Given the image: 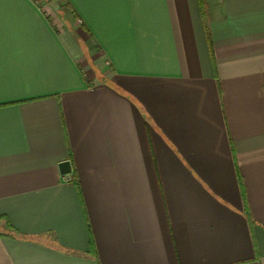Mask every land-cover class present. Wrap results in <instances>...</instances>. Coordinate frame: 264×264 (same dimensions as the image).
Segmentation results:
<instances>
[{
	"label": "crops",
	"instance_id": "obj_1",
	"mask_svg": "<svg viewBox=\"0 0 264 264\" xmlns=\"http://www.w3.org/2000/svg\"><path fill=\"white\" fill-rule=\"evenodd\" d=\"M204 4L0 0V264H264V0Z\"/></svg>",
	"mask_w": 264,
	"mask_h": 264
},
{
	"label": "trees",
	"instance_id": "obj_2",
	"mask_svg": "<svg viewBox=\"0 0 264 264\" xmlns=\"http://www.w3.org/2000/svg\"><path fill=\"white\" fill-rule=\"evenodd\" d=\"M199 7H200V14L202 16L203 22H204V27H205V34H206V39L208 41V45L209 47L210 45V37H209V32H208V28H207V20H206V8H205V4H204V0H199ZM8 227H10V225H8Z\"/></svg>",
	"mask_w": 264,
	"mask_h": 264
},
{
	"label": "rangeland",
	"instance_id": "obj_3",
	"mask_svg": "<svg viewBox=\"0 0 264 264\" xmlns=\"http://www.w3.org/2000/svg\"><path fill=\"white\" fill-rule=\"evenodd\" d=\"M49 3V1L48 2H46L44 5H43V10H44V12H46V13H55L56 15H57V17L58 18H60V20H61V22H63L64 21V19L63 18H65L64 17V15H63V12H61V10L62 11H66L65 9H59V7H61V6H58V8H54V7H52L50 4H48Z\"/></svg>",
	"mask_w": 264,
	"mask_h": 264
},
{
	"label": "water",
	"instance_id": "obj_4",
	"mask_svg": "<svg viewBox=\"0 0 264 264\" xmlns=\"http://www.w3.org/2000/svg\"><path fill=\"white\" fill-rule=\"evenodd\" d=\"M59 167L62 173H66L70 171V163L68 160L60 162Z\"/></svg>",
	"mask_w": 264,
	"mask_h": 264
}]
</instances>
